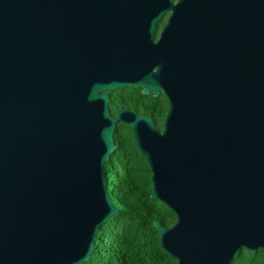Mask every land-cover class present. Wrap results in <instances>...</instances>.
Returning <instances> with one entry per match:
<instances>
[{
    "label": "water",
    "instance_id": "obj_1",
    "mask_svg": "<svg viewBox=\"0 0 264 264\" xmlns=\"http://www.w3.org/2000/svg\"><path fill=\"white\" fill-rule=\"evenodd\" d=\"M170 14L155 40L158 22ZM169 102L164 130L109 93ZM131 127L178 264L264 251V0H0V264H81Z\"/></svg>",
    "mask_w": 264,
    "mask_h": 264
},
{
    "label": "trees",
    "instance_id": "obj_2",
    "mask_svg": "<svg viewBox=\"0 0 264 264\" xmlns=\"http://www.w3.org/2000/svg\"><path fill=\"white\" fill-rule=\"evenodd\" d=\"M166 19H161L155 39ZM110 109L115 107L136 111L154 120L162 130L168 101L165 96L144 95L142 89L122 88L109 93ZM116 149L105 164L104 175L109 195L118 213L109 218L95 238V251L81 264H178L165 254L158 239V226L171 227L177 217L161 201L152 197L151 171L146 158L133 141L131 127L119 124L115 131ZM232 264H264V251L251 254L246 249Z\"/></svg>",
    "mask_w": 264,
    "mask_h": 264
},
{
    "label": "flooded vegetation",
    "instance_id": "obj_3",
    "mask_svg": "<svg viewBox=\"0 0 264 264\" xmlns=\"http://www.w3.org/2000/svg\"><path fill=\"white\" fill-rule=\"evenodd\" d=\"M169 15H170L169 13L165 15L164 18L166 19V21H165L163 27H164L165 24L167 23V19H168ZM163 27H162V29H163ZM162 29H161V30H162ZM160 32H161V31H160ZM159 37H160V33H159L158 39H159ZM158 39H157V40H158ZM155 40H156V39H155ZM141 89H142V88H141ZM152 94H153V93H152ZM161 95H163V94H160L159 96H161ZM159 96H158V97H159ZM163 96H165V95H163ZM165 97H166V96H165ZM166 99H167V98H166ZM167 101H168V99H167ZM110 104H111V97H110ZM117 107H119V106H116V107H115V111H116V108H117ZM121 108H122V107H121ZM125 109H126V108H125ZM168 109H169V102H168ZM168 109H167V111H168ZM167 111H166V112H167ZM111 112H112V111H111ZM112 115H113V114H112ZM165 115H166V113H165ZM116 116H117V114H116ZM116 116H114V117H116ZM148 118H150V117H148ZM151 119H152V118H151ZM164 121H165V117H164ZM164 121H163V124H162V130H160V129L158 128L160 131H163V130H164Z\"/></svg>",
    "mask_w": 264,
    "mask_h": 264
}]
</instances>
